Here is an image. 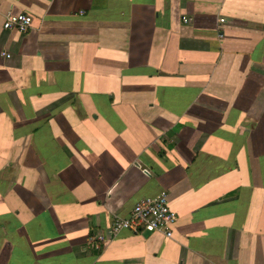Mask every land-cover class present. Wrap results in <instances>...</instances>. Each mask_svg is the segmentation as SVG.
<instances>
[{
	"label": "crops",
	"instance_id": "crops-1",
	"mask_svg": "<svg viewBox=\"0 0 264 264\" xmlns=\"http://www.w3.org/2000/svg\"><path fill=\"white\" fill-rule=\"evenodd\" d=\"M0 264H264V0H0Z\"/></svg>",
	"mask_w": 264,
	"mask_h": 264
},
{
	"label": "built area",
	"instance_id": "built-area-1",
	"mask_svg": "<svg viewBox=\"0 0 264 264\" xmlns=\"http://www.w3.org/2000/svg\"><path fill=\"white\" fill-rule=\"evenodd\" d=\"M31 15L21 12L13 14L8 12L3 21L4 29H16L19 32H26L32 26ZM187 22V18L183 17ZM220 22L224 18L219 19ZM223 34L219 33V37ZM1 54L10 57L6 51ZM177 220V214L171 209L166 191H161L154 197H144L138 200L127 217L114 214L111 225L105 233L95 231L87 237V246L101 248L107 241L116 236L121 230H129L134 233L161 232L166 237L172 236V227Z\"/></svg>",
	"mask_w": 264,
	"mask_h": 264
}]
</instances>
